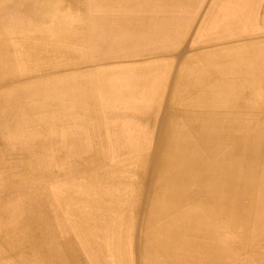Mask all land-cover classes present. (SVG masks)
<instances>
[{"label": "rangeland", "instance_id": "rangeland-1", "mask_svg": "<svg viewBox=\"0 0 264 264\" xmlns=\"http://www.w3.org/2000/svg\"><path fill=\"white\" fill-rule=\"evenodd\" d=\"M216 1L0 0V264H54L40 261L39 246L29 242L43 236L44 214L51 217L49 236L60 238L64 264H92L93 246L100 259L113 256L126 264V241L117 231L130 221L122 204L127 195L111 175L138 152L119 151L125 140L117 138L116 122L123 124L126 115L139 111L134 96L151 83L147 72L158 57L191 55L206 34H215L214 25L205 27ZM225 5L230 14L233 5ZM254 105L264 109V99L258 95ZM243 129L236 132L239 154L249 136L248 159L259 158L251 176L259 180L264 144L252 145L264 136V127L256 130L248 120ZM184 157L183 150L171 153L165 178L145 183V191L154 183L167 190L154 199L163 221L187 178ZM104 203L103 213L97 205ZM248 215L264 218V201L253 203ZM140 222L129 233L135 238L130 253L138 263L166 235L156 229L154 217L151 231L138 242ZM204 223L213 244L229 246L231 232L207 217ZM263 237L251 242L254 253L247 254L249 245L242 244L239 257L229 251L220 264H264ZM13 239L25 242L13 247L25 251L21 259L8 247Z\"/></svg>", "mask_w": 264, "mask_h": 264}, {"label": "bare ground", "instance_id": "bare-ground-1", "mask_svg": "<svg viewBox=\"0 0 264 264\" xmlns=\"http://www.w3.org/2000/svg\"><path fill=\"white\" fill-rule=\"evenodd\" d=\"M226 2L233 5L230 14L225 9ZM216 7L212 12L213 19L233 16L227 25H222L218 30V37L212 38L214 43L208 42L212 47L207 53L209 57L216 56L219 48L223 49L219 54L222 62L216 73L218 82L197 88L183 102L167 109L164 114L171 116L173 123L168 127L162 117L152 151L138 152L133 160L124 161L111 175L116 178L123 196L127 195L124 199L122 197V204L129 213L130 221L125 228L117 231L118 237L124 236L126 241V264H220L225 253L231 251L239 257L241 248L247 245V254L254 253L257 247L252 246L251 242L259 241L264 234V218L248 215L253 203L264 201V178L256 180L251 176L259 158L248 159L249 136L242 146L245 152L239 154L241 141L236 135L237 131L244 130V122L248 120L254 123L256 130L264 127V109L248 103L258 95L264 99V0H217ZM243 16L251 17L255 24L240 27L238 22L243 20ZM255 25L263 28L262 31L253 33ZM117 131V138L123 140V131ZM263 144L262 135L256 138L252 148H259ZM234 148L238 149V153H232ZM177 150L185 153L187 178L181 180L179 191L182 190L180 194L175 191L176 199L170 205L171 214L163 221L154 199L158 194H167V190L156 183L165 178L169 156ZM152 180L156 183L145 191L146 181ZM168 180L178 184L176 179ZM97 208L104 213L107 205L98 204ZM152 211L154 213L150 218ZM41 216L43 232H39L43 236L29 242L39 246L37 257L40 261L64 264L59 236L48 234L51 228L50 214ZM154 217L156 229L164 230L166 235L147 249L144 262L138 263L130 253V246L132 248L135 242V238L129 235L130 230L135 222L141 221L138 229V242H141V234L149 230ZM206 217L217 227L223 226L232 233L229 246L213 244L214 236L207 232L204 223ZM166 226L168 230H165ZM90 237V242L94 243L95 238ZM237 241L241 246H234ZM8 242V247L17 257L21 259L25 256L24 250L16 252L13 249L25 242L19 239ZM93 248L92 264H119L113 256L100 259L98 247Z\"/></svg>", "mask_w": 264, "mask_h": 264}, {"label": "crops", "instance_id": "crops-1", "mask_svg": "<svg viewBox=\"0 0 264 264\" xmlns=\"http://www.w3.org/2000/svg\"><path fill=\"white\" fill-rule=\"evenodd\" d=\"M232 18L233 16H227L220 17L218 20L213 18L209 20L205 30L214 25L215 34H206L207 39L193 54L184 55L180 52L165 59L158 57L157 65L151 66L147 72L151 83L148 87L141 88L134 96L137 100L136 105H140L139 111L126 115L124 119L126 122L123 124L116 122L117 127L123 131L125 137V143L119 146V151L123 149L136 152L152 151L162 117L165 120L164 124H167L168 127L174 120L171 116L165 115L164 112L174 106L175 103L183 102L187 96L195 93L197 88L218 82L216 73L219 70L220 62H222L219 54L222 53L223 49L219 48L220 50L216 51V56L209 57L210 55L207 53H210L212 47H209L208 42L214 43L212 38L218 37V30ZM242 18L243 20L238 22L240 27L255 24L251 17L243 16ZM252 31L253 33L260 32L255 27L252 28ZM254 99L248 102L253 107Z\"/></svg>", "mask_w": 264, "mask_h": 264}]
</instances>
